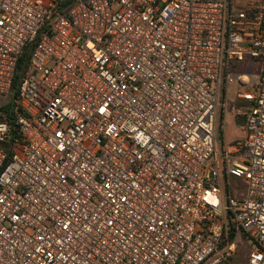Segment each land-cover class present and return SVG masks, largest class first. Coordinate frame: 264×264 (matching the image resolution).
<instances>
[{
	"label": "built area",
	"instance_id": "1",
	"mask_svg": "<svg viewBox=\"0 0 264 264\" xmlns=\"http://www.w3.org/2000/svg\"><path fill=\"white\" fill-rule=\"evenodd\" d=\"M0 264H264V0H0Z\"/></svg>",
	"mask_w": 264,
	"mask_h": 264
},
{
	"label": "rangeland",
	"instance_id": "2",
	"mask_svg": "<svg viewBox=\"0 0 264 264\" xmlns=\"http://www.w3.org/2000/svg\"><path fill=\"white\" fill-rule=\"evenodd\" d=\"M236 1L238 3L239 9H242L248 0ZM232 70V74H235L236 72L239 73V70ZM240 91L241 86H239L237 83H228L224 86L222 85V97H224L223 99L225 108L223 113V130L222 135L220 134L219 140L223 138V140L229 143H234L236 140H239L245 136L243 120L237 116V110H239L243 105V102L238 99V93ZM245 186V182L233 179V188L235 190H242L245 188Z\"/></svg>",
	"mask_w": 264,
	"mask_h": 264
},
{
	"label": "trees",
	"instance_id": "3",
	"mask_svg": "<svg viewBox=\"0 0 264 264\" xmlns=\"http://www.w3.org/2000/svg\"><path fill=\"white\" fill-rule=\"evenodd\" d=\"M29 57H30V53L27 51L25 56L23 58H21V60H20V64H19V67H18V72H17L16 78H15V81H14V85H13L14 94H16L19 81H20L21 77L23 76L25 70L28 67ZM240 101L243 102V105L241 106V108L248 106V102L247 101H245V100H240Z\"/></svg>",
	"mask_w": 264,
	"mask_h": 264
},
{
	"label": "crops",
	"instance_id": "4",
	"mask_svg": "<svg viewBox=\"0 0 264 264\" xmlns=\"http://www.w3.org/2000/svg\"><path fill=\"white\" fill-rule=\"evenodd\" d=\"M243 108V107H242ZM244 123V122H243Z\"/></svg>",
	"mask_w": 264,
	"mask_h": 264
}]
</instances>
